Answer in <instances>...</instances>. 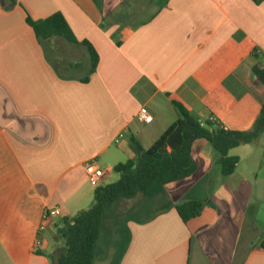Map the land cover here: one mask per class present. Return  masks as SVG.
<instances>
[{"label":"crops","instance_id":"obj_1","mask_svg":"<svg viewBox=\"0 0 264 264\" xmlns=\"http://www.w3.org/2000/svg\"><path fill=\"white\" fill-rule=\"evenodd\" d=\"M57 14L76 44L38 45L26 18ZM83 44L97 56L94 73ZM255 65L264 69V0H0V264H48L62 221L88 210L113 167L133 158L132 139L149 149L177 120L173 102L200 123L249 131L264 104ZM141 107L150 123L136 118ZM229 155L239 161L224 177L211 145L195 141V174L143 198V218L113 226L94 264H264L254 212L264 132ZM87 163L105 172L95 184ZM189 201L202 209L183 223L173 206ZM45 209L60 215L37 247Z\"/></svg>","mask_w":264,"mask_h":264},{"label":"trees","instance_id":"obj_2","mask_svg":"<svg viewBox=\"0 0 264 264\" xmlns=\"http://www.w3.org/2000/svg\"><path fill=\"white\" fill-rule=\"evenodd\" d=\"M25 23L34 34L38 45L54 38L70 45L76 44L61 15H53L38 22L26 18ZM82 46L86 48L91 73H94L98 63L97 56L89 45ZM251 74L264 87V69L255 65ZM87 82V79L82 81L83 84ZM172 105L178 114L177 120L149 149L144 150L132 139L130 149L134 154L133 158L113 167L118 180L104 187H97L88 210L62 221L54 237V241L61 243L62 247L48 256L50 264H94L97 242L103 226L115 219L119 213L118 207L139 196L145 199L163 196L166 185L195 174L197 166L191 157V148L195 141L205 140L211 145L218 155L217 163L221 175L228 177L234 173L239 161L237 157L230 156L229 152L252 143L264 132V104L252 128L246 132L227 131L210 121L200 123L180 104L173 102ZM171 207L170 202H165L156 215ZM173 207L180 220L187 223L200 215L202 204L189 201ZM261 247L264 249V241Z\"/></svg>","mask_w":264,"mask_h":264},{"label":"rangeland","instance_id":"obj_3","mask_svg":"<svg viewBox=\"0 0 264 264\" xmlns=\"http://www.w3.org/2000/svg\"><path fill=\"white\" fill-rule=\"evenodd\" d=\"M112 179L111 182H109V184L115 183L118 180V175L115 173H111ZM143 199V197L139 196L134 200L131 201H127L124 202L120 207H118L119 213L117 214V216L115 217V219L113 218L110 222H107L106 225L103 226V230L102 233L100 235V238L97 242V247H96V251L98 252V255L100 256L103 253V250L106 249L104 251H106L107 249H109V239L111 237H113L114 235L116 236L117 234V230L116 228L113 229V226H115L116 224H113L114 222L116 223H120V226L123 225H127V223H135L139 220H141L143 218L139 217L136 215V208H140L139 206H136L140 203V201ZM145 199V198H144ZM146 202H149V199H145ZM262 202V204H264V200H255V205H254V212H256V210L260 209V211L256 214L257 215V220H258V224L260 226V228H262L263 231V236H264V206H261V208H258V206L260 205L259 202ZM120 205V204H119ZM253 212V213H254ZM113 225V226H112ZM115 227H118V225H116ZM110 232H112V234H114L113 236H111L109 238ZM121 238V237H120ZM60 247H62V244L60 243L59 245ZM113 249V246H112ZM119 249V245L118 247H115V250ZM46 263L50 264V261L48 259H46Z\"/></svg>","mask_w":264,"mask_h":264},{"label":"built area","instance_id":"obj_4","mask_svg":"<svg viewBox=\"0 0 264 264\" xmlns=\"http://www.w3.org/2000/svg\"><path fill=\"white\" fill-rule=\"evenodd\" d=\"M136 118L143 123H150L152 121V116L149 114L148 110L145 107H141L136 115ZM210 122H215L214 118L209 119ZM85 173L87 175L88 181L92 184L97 183L105 176V172L97 167L94 163H87L85 165ZM60 211L58 209H45L42 213L40 224L37 228L38 239L36 241V246H40L39 237L42 232L45 230L47 223L51 219L52 216H59ZM264 241V240H263Z\"/></svg>","mask_w":264,"mask_h":264}]
</instances>
